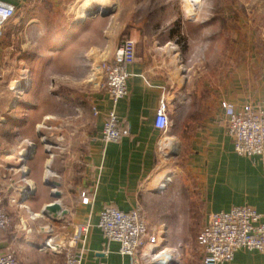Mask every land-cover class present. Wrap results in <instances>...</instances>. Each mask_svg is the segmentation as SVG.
<instances>
[{"label":"crops","instance_id":"1","mask_svg":"<svg viewBox=\"0 0 264 264\" xmlns=\"http://www.w3.org/2000/svg\"><path fill=\"white\" fill-rule=\"evenodd\" d=\"M1 1L15 7L13 18L0 35V66L3 68L14 38H29L28 35L38 38L41 33L47 32V38L71 39L86 27L102 22L105 24V28H101L102 36L119 28L115 25L118 22L114 14L110 17H84V11L92 7L90 0ZM91 1L101 5L103 1L108 3L105 1L113 0ZM52 20L68 24H64L61 30H55V27L44 30V27H40L41 23ZM129 37L135 41L138 38L131 32ZM262 37L261 42H256L254 46L239 49L244 53L250 52V60L245 59L234 70L229 68L218 79H208L190 86L180 83L170 70H160V74L153 72L136 48L135 60L126 66L129 72L128 94L113 105L106 94L92 93L90 103L97 114L84 155L85 170L79 183L70 186L64 180L51 178V172L46 170L45 158L36 153L16 178L0 171V196L11 220L10 225L0 232V254L12 251L20 264H64V253L51 250L44 242L52 237L54 242L63 243L72 232L73 225L89 223L82 264H130L128 256L119 252V243L107 241L98 228L99 211L105 205H113L123 211L138 206L145 216H150L151 204L154 198H161L158 189L169 181L167 176L170 172L166 169L160 171L157 176L159 182H155L153 176L158 168L173 158L190 176L187 189L194 191L195 195L187 196L185 203L190 207L189 201L197 202L203 216L202 225L209 213L227 211L233 206L248 205L258 212H264V152L249 157L234 152L232 141L225 133V116L220 106L222 100L234 104L236 108L246 102H264ZM116 47L111 42L105 47L101 42L89 44L83 60L95 65L100 60L110 58ZM161 97L167 101L171 120L165 132L154 126ZM18 99L10 109L7 104L2 107L0 101V126L5 125L8 117L20 125L18 122L27 115L21 109L23 101ZM111 107L129 131L115 142L104 143L98 136L104 114ZM39 110L35 112L37 117ZM51 114L54 113H42L40 118H47ZM164 175L166 179L158 187ZM47 181H58L60 184L58 202L67 213L59 222L51 223L47 217L40 215L44 206L54 201L51 195L53 189L46 184ZM25 186L27 192H23ZM170 187L168 185L166 193ZM81 192L88 193L87 203L81 201ZM180 195L172 197L167 193L162 197L166 203L177 198L178 205L181 203ZM12 197L16 199L15 202H11ZM147 224L149 228L159 230L163 246L168 248L161 226L151 224L149 220ZM46 225L50 226L48 232L42 230ZM195 243L191 264H201V254ZM81 245L78 242L74 249L78 250ZM172 254L175 262L177 256L174 251ZM217 264H264V254L256 249L242 248L235 252L231 261Z\"/></svg>","mask_w":264,"mask_h":264},{"label":"rangeland","instance_id":"2","mask_svg":"<svg viewBox=\"0 0 264 264\" xmlns=\"http://www.w3.org/2000/svg\"><path fill=\"white\" fill-rule=\"evenodd\" d=\"M89 2L92 7L88 11L94 12L91 16L114 14L119 28L102 36V22L86 27L71 39L47 38V32L38 38H14L15 49H9L5 67L0 66L2 107L7 104L10 109L20 98L24 103L21 109L27 114L18 122L20 125L8 117L0 126V171L8 177L19 176L36 153L45 158L51 178L64 180L70 186L80 182L95 119L90 100L92 93L100 92L88 81L93 64L83 60L89 44L101 42L105 47L111 42L118 47L131 32L138 37L137 52L153 72L170 70L180 83L190 86L218 79L229 68L234 70L237 64L250 60V52L239 49L254 46L264 36V0ZM53 21L41 23L40 27L61 30L68 24ZM48 111L54 114L40 118ZM164 169L170 172L169 181L158 189L161 198H154L152 214L146 217L163 229L165 245L177 256L175 264H191L203 216L197 202L189 201L190 207L185 203L187 196L195 192L187 189L190 176L176 159L158 168L153 176L155 182H159L158 173ZM168 185L171 187L167 193L172 197L181 193L178 205L177 198L166 203L162 197Z\"/></svg>","mask_w":264,"mask_h":264},{"label":"built area","instance_id":"3","mask_svg":"<svg viewBox=\"0 0 264 264\" xmlns=\"http://www.w3.org/2000/svg\"><path fill=\"white\" fill-rule=\"evenodd\" d=\"M14 14V5L0 0V35ZM136 48V41L125 37L111 58L100 60L90 69L88 81L106 94L113 105L128 94L129 72L126 66L135 60ZM220 106L225 116V133L232 141L234 152L247 157L263 153L264 102H246L236 108L234 104L222 100ZM167 110V101L161 97L155 112L154 126L162 132L167 131L171 125ZM93 113L97 114L95 107ZM128 131V127L122 125L111 107L104 114L98 138L104 143L115 142ZM15 201L12 197L11 202ZM81 201H89L87 192H81ZM10 221L0 196V232L10 225ZM97 226L107 241L119 243V252L128 256L130 264H169L168 257L163 254L167 248L163 246L159 230L149 228L140 207L123 211L113 205H105L99 211ZM89 230V223H78L73 225L72 232L63 243H56L54 238L49 237L44 245L53 251L63 252L64 264H82ZM78 242L82 245L77 250L74 248ZM196 242L201 264L229 262L235 252L242 248L256 249L264 254V212H258L248 205L211 212L200 227ZM0 264L20 262L14 252L7 250L0 254Z\"/></svg>","mask_w":264,"mask_h":264},{"label":"water","instance_id":"4","mask_svg":"<svg viewBox=\"0 0 264 264\" xmlns=\"http://www.w3.org/2000/svg\"><path fill=\"white\" fill-rule=\"evenodd\" d=\"M94 12L93 11H88V10H85L84 11V15L86 16H91ZM109 12H105V13H102L101 15H106L108 14ZM46 184L50 187H52L53 191H52V197H54V201H52L51 203L47 204L46 206H44L42 212L40 213L41 216H45L47 217L50 222H59L61 221V219L64 217V215L67 213V211L65 209H63L61 207V204L58 202V198L60 197L61 195V192L60 190L58 189V186L60 185L58 181H47ZM23 192L24 191H28V188L27 186H25L23 188ZM42 230L44 232H48L50 231V226L49 225H46L44 228H42ZM171 264H175V263H172L171 261Z\"/></svg>","mask_w":264,"mask_h":264},{"label":"bare ground","instance_id":"5","mask_svg":"<svg viewBox=\"0 0 264 264\" xmlns=\"http://www.w3.org/2000/svg\"><path fill=\"white\" fill-rule=\"evenodd\" d=\"M27 86V85H26ZM21 93V92H20ZM23 151H18V153H16L17 155L18 154H21ZM13 158H15V157H13ZM10 159V158H9ZM6 161H7V159H6ZM165 176L166 175H164L163 177H164V179H162L161 181H160V183H159V186H161V184H162V182H164L165 181ZM163 254H165V256H167L168 257V262H169V264H171V261H172V263H175L174 262V260L175 259H173L174 257H173V254H172V250H170L169 248H167V249H165V251L163 252ZM173 259V260H172Z\"/></svg>","mask_w":264,"mask_h":264}]
</instances>
